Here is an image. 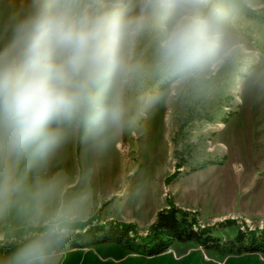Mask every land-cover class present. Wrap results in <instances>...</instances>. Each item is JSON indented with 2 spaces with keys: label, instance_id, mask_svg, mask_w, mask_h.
Returning a JSON list of instances; mask_svg holds the SVG:
<instances>
[{
  "label": "clouds",
  "instance_id": "clouds-1",
  "mask_svg": "<svg viewBox=\"0 0 264 264\" xmlns=\"http://www.w3.org/2000/svg\"><path fill=\"white\" fill-rule=\"evenodd\" d=\"M233 0H0V264H65L84 197L40 174L70 133L123 129L147 65L174 84L234 55ZM12 216L27 229L8 230Z\"/></svg>",
  "mask_w": 264,
  "mask_h": 264
},
{
  "label": "rangeland",
  "instance_id": "rangeland-1",
  "mask_svg": "<svg viewBox=\"0 0 264 264\" xmlns=\"http://www.w3.org/2000/svg\"><path fill=\"white\" fill-rule=\"evenodd\" d=\"M233 8L239 45L233 56L174 84L152 71L146 40L148 67L129 93L123 129L99 142L70 133L49 161L39 179L56 182L53 203L84 197L77 232L112 221L134 224L144 234L155 213L170 204L194 213L199 228L215 224L210 234L222 247L230 244L235 226L261 228L264 0H233ZM227 219L235 225H220ZM65 264H264V254L227 255L176 241L145 257L105 243L71 250Z\"/></svg>",
  "mask_w": 264,
  "mask_h": 264
},
{
  "label": "trees",
  "instance_id": "trees-1",
  "mask_svg": "<svg viewBox=\"0 0 264 264\" xmlns=\"http://www.w3.org/2000/svg\"><path fill=\"white\" fill-rule=\"evenodd\" d=\"M220 225H235L227 219ZM211 226L199 228L194 213L183 210L174 204L158 210L144 234H139L134 224L112 222L105 226L94 225L78 232L74 237L77 248H87L96 244L118 243L129 254L151 257L166 252L173 242L193 241L205 249H213L227 255L258 253L264 254V223L261 228L242 230L235 226L230 244L220 246L219 239L210 234ZM76 249V248H75ZM9 248L0 249L7 253Z\"/></svg>",
  "mask_w": 264,
  "mask_h": 264
},
{
  "label": "crops",
  "instance_id": "crops-1",
  "mask_svg": "<svg viewBox=\"0 0 264 264\" xmlns=\"http://www.w3.org/2000/svg\"><path fill=\"white\" fill-rule=\"evenodd\" d=\"M72 183H67V186L70 185ZM57 192L55 191V194L56 195ZM55 201H58L57 199ZM27 224L25 223V221L20 218V217H17V216H12L9 218L8 222H7V225H6V228L8 230H11V231H16L17 233H21L23 232L24 230L27 229ZM0 254H6V253H0Z\"/></svg>",
  "mask_w": 264,
  "mask_h": 264
}]
</instances>
